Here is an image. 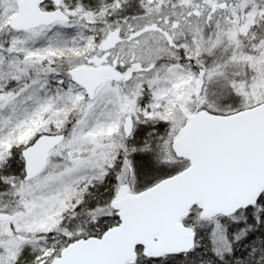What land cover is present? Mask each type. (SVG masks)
<instances>
[{
	"label": "snow or ice",
	"instance_id": "snow-or-ice-1",
	"mask_svg": "<svg viewBox=\"0 0 264 264\" xmlns=\"http://www.w3.org/2000/svg\"><path fill=\"white\" fill-rule=\"evenodd\" d=\"M0 264H264V0H0Z\"/></svg>",
	"mask_w": 264,
	"mask_h": 264
}]
</instances>
